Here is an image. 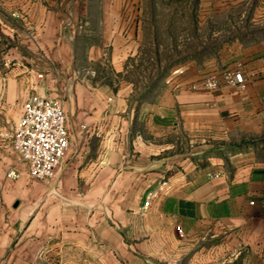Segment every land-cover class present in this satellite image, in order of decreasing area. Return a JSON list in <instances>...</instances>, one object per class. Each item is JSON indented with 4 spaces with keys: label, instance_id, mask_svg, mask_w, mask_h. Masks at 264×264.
Masks as SVG:
<instances>
[{
    "label": "crops",
    "instance_id": "0c3cea01",
    "mask_svg": "<svg viewBox=\"0 0 264 264\" xmlns=\"http://www.w3.org/2000/svg\"><path fill=\"white\" fill-rule=\"evenodd\" d=\"M106 1L0 0V264H264V39L238 52L242 84L181 69L139 103L73 82L80 39L128 29ZM59 82L69 149L30 182L12 133Z\"/></svg>",
    "mask_w": 264,
    "mask_h": 264
},
{
    "label": "rangeland",
    "instance_id": "374dc122",
    "mask_svg": "<svg viewBox=\"0 0 264 264\" xmlns=\"http://www.w3.org/2000/svg\"><path fill=\"white\" fill-rule=\"evenodd\" d=\"M120 17L128 33L118 42L99 43L96 29L95 39L76 44L79 74L73 82L108 86L144 104L172 88L181 69H194L204 86L210 79L218 86L221 77L230 82L238 52L264 39V0H126ZM55 86L50 97L63 103L66 86ZM21 166L28 181H38Z\"/></svg>",
    "mask_w": 264,
    "mask_h": 264
},
{
    "label": "built area",
    "instance_id": "2783aa9c",
    "mask_svg": "<svg viewBox=\"0 0 264 264\" xmlns=\"http://www.w3.org/2000/svg\"><path fill=\"white\" fill-rule=\"evenodd\" d=\"M230 82L242 84L241 73L231 77ZM206 88L213 89L217 82L210 79ZM70 144L67 115L60 99L42 93L31 94L22 105V114L16 123L11 145L26 165L29 176L34 180L51 179L65 158ZM220 172L209 174L210 178L222 176ZM150 198L144 202L148 207ZM177 231L183 235L180 226Z\"/></svg>",
    "mask_w": 264,
    "mask_h": 264
}]
</instances>
